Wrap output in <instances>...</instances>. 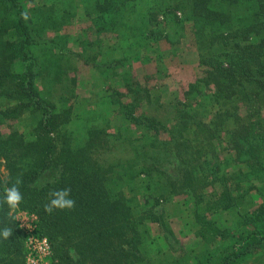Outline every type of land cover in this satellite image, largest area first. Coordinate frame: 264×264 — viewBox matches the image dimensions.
Returning a JSON list of instances; mask_svg holds the SVG:
<instances>
[{"label":"trees","instance_id":"obj_1","mask_svg":"<svg viewBox=\"0 0 264 264\" xmlns=\"http://www.w3.org/2000/svg\"><path fill=\"white\" fill-rule=\"evenodd\" d=\"M27 1L0 0V126L32 122L29 138L0 129V201L17 178L23 196L11 217L0 204V231L13 229L9 239L0 236V264H26L18 210L37 216L36 233L51 247L49 264H264V0H158L137 15L131 34L93 54L92 41L58 32L73 18L70 11L53 16L27 8ZM136 1L92 0L85 15L101 32L111 15ZM243 2L245 10L230 9ZM177 12L192 22L203 68L182 97L170 99L166 85L136 80L133 63L162 61L157 25L166 20L158 15ZM46 30L55 31L51 39ZM72 42L95 82L107 83L101 99L111 105L93 110L84 127L70 107L54 102L57 89L62 101L76 85L69 72L77 54H63ZM47 46L55 58L38 54ZM111 139L130 155L110 158L117 145ZM65 188L75 206L46 213L49 193ZM174 217L192 228L191 243L176 238ZM159 237L165 247L151 253Z\"/></svg>","mask_w":264,"mask_h":264},{"label":"rangeland","instance_id":"obj_2","mask_svg":"<svg viewBox=\"0 0 264 264\" xmlns=\"http://www.w3.org/2000/svg\"><path fill=\"white\" fill-rule=\"evenodd\" d=\"M156 1L158 0H139L131 3V5H127L122 12L116 11V14H113L108 18L105 23L106 27L101 32H97L94 29V26L92 25L90 19L85 15V10L92 4V0H28L26 3V7L43 9L51 12L53 11L52 15L55 14V12L58 13L57 10L61 9L70 11L73 15V18L71 20L69 19L64 25L60 26L58 28V32L64 35H71V38H83L88 41H92L93 45L89 47L87 52L93 54L97 50H109L112 45L117 42V40L123 38L124 34H131L133 32L132 25H134V22H137V15H139L140 18V15L145 13L147 7L156 6ZM246 4L247 2H243L232 6L230 9H233L234 12L236 10L242 11L243 9H246ZM233 7L236 8V10ZM35 12L37 13L36 10ZM183 17L184 14L180 12L170 15L165 14V16L163 17H161V14H159V20H162V18L166 20L164 22H159L157 25V29L162 31L161 35L163 36V38L157 43L159 49L165 54L162 57V61L160 63H157V59L153 58L150 61V64H143L144 62L142 63V61L133 63L134 77L136 80H138L142 84H145V82L147 81L145 77L148 76L150 77L147 83L148 86L156 87L161 85L165 87L166 85L167 88L165 95L169 96L170 99H173L176 96L182 97V92L187 87L188 83L199 76L203 68L202 66H199L197 62L198 55L195 48V36L191 30L192 22L182 21ZM111 20L112 27H110V29H107L108 21ZM149 26H151V24H149ZM54 34V30H46L45 38L51 39ZM49 47L50 46H47L46 49L42 50V52H38V54L41 55L42 53V56L55 58L56 51H54L52 48L49 49ZM65 48L69 49V51L64 52V56L66 55L67 57L72 58L71 52L77 54V57L73 62L76 64V70H71L69 72L70 76L75 75L77 81L73 91V95L64 92L63 95H66L67 97L62 101H58L57 96H59L60 90L57 89L55 92L54 102L58 103V106L61 110H65L70 107L71 118H73L78 127H84L85 123H89L91 117L90 115H92L93 110L96 112L97 110H104L108 106H111L106 102L105 98L102 97L101 99L102 94H104L105 92L104 88L107 86V83L101 84L99 86L98 82H95V79L93 77V68H91L92 66L90 64H84V59L82 55H80L81 49L79 47H74V44L72 42V44H67ZM171 49H174L176 51L174 55L168 53V51ZM68 60L70 61V59ZM156 65L165 66L166 69L160 68V70L157 71ZM164 87L161 88L163 89ZM118 89L120 91L124 90L121 87H119ZM129 99V96L123 98L124 101H127ZM141 110H148V106L145 102L142 105ZM240 111L241 114H244V108H241ZM262 113L264 115V109L262 110ZM31 124L32 122L30 120L25 119L20 121L10 120L1 125L0 129L5 136L10 132L11 129H15L23 134L26 138H29L32 128ZM74 128L78 130L76 126H74ZM162 136H166V133H163ZM110 143L117 144L112 147V152L109 154V156H111L110 158H126V156L130 155L128 149L120 144L121 142L119 140H116L115 142L114 139H111ZM0 172L4 177L5 170L3 166H1ZM253 197L257 202L259 201L257 193L253 192ZM182 198H184V196L179 195L176 197V200H182ZM25 212L28 213V215L33 214L24 210H18L16 213L17 217L20 218V216H24ZM170 225L180 243L189 244L192 242V228L189 225H186L184 218L174 217L170 220ZM153 230L152 233L154 234ZM160 247H165V245L162 239L159 237L157 238V241L153 243V246H149V248L152 249L150 252L154 253L156 249ZM50 257L51 254L45 259L48 261V264L50 261ZM152 264L160 263L158 260H153Z\"/></svg>","mask_w":264,"mask_h":264},{"label":"clouds","instance_id":"obj_3","mask_svg":"<svg viewBox=\"0 0 264 264\" xmlns=\"http://www.w3.org/2000/svg\"><path fill=\"white\" fill-rule=\"evenodd\" d=\"M25 19H27V14H22ZM22 183L20 178H17L15 183L5 189V196L3 201H0V204H6L8 206L9 217L12 216L13 212L18 208L21 203L23 196L19 190V185ZM71 189L65 188L60 190H55L49 193L51 197L48 203L44 205V210L46 213L51 214L54 210H64V209H72L75 206V201L70 198ZM13 234V229L9 227L3 228L0 231V236L3 239L7 240Z\"/></svg>","mask_w":264,"mask_h":264},{"label":"built area","instance_id":"obj_4","mask_svg":"<svg viewBox=\"0 0 264 264\" xmlns=\"http://www.w3.org/2000/svg\"><path fill=\"white\" fill-rule=\"evenodd\" d=\"M16 218L19 221L20 227L26 233L24 243L27 252L26 264H48V261L45 259L50 256L51 248L46 237L36 233V216L34 214L28 215L25 212L24 216H20V218L16 214Z\"/></svg>","mask_w":264,"mask_h":264},{"label":"crops","instance_id":"obj_5","mask_svg":"<svg viewBox=\"0 0 264 264\" xmlns=\"http://www.w3.org/2000/svg\"><path fill=\"white\" fill-rule=\"evenodd\" d=\"M140 60H138V61H136V62H139ZM143 63V62H142ZM84 64L86 65V63L84 62ZM143 64H150V62L149 63H143ZM92 68V67H91Z\"/></svg>","mask_w":264,"mask_h":264}]
</instances>
